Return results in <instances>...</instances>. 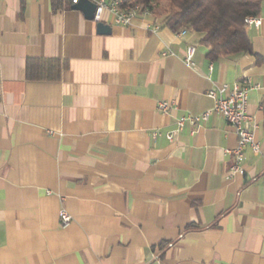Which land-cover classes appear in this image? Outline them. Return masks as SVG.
<instances>
[{"label":"crops","instance_id":"obj_1","mask_svg":"<svg viewBox=\"0 0 264 264\" xmlns=\"http://www.w3.org/2000/svg\"><path fill=\"white\" fill-rule=\"evenodd\" d=\"M72 5L0 0V264H264V0L247 27L258 56L218 60L152 15L105 12L100 34ZM32 58L61 60V78H27ZM246 78L260 151L245 147L244 173L221 115L168 138L214 105L210 88Z\"/></svg>","mask_w":264,"mask_h":264},{"label":"trees","instance_id":"obj_2","mask_svg":"<svg viewBox=\"0 0 264 264\" xmlns=\"http://www.w3.org/2000/svg\"><path fill=\"white\" fill-rule=\"evenodd\" d=\"M137 5L175 32L184 29L200 36V43L211 47L208 55L214 60L242 54L258 56L248 35L246 19L258 16L262 0H122L120 3L126 9ZM64 65L59 59L32 58L27 62L26 75L29 79L59 80Z\"/></svg>","mask_w":264,"mask_h":264},{"label":"built area","instance_id":"obj_3","mask_svg":"<svg viewBox=\"0 0 264 264\" xmlns=\"http://www.w3.org/2000/svg\"><path fill=\"white\" fill-rule=\"evenodd\" d=\"M72 4L78 3L80 0H70ZM96 4L95 20L101 21L102 15L109 12L113 21L120 25H132L133 22L142 15H150L147 10L140 6L130 8L128 12L115 11V4L122 3L114 0H91ZM246 22H251L256 26L261 25V18L258 16L247 17ZM158 28V27H157ZM180 35L185 34L186 30L178 31ZM195 47L190 45L187 48L185 61L187 64L195 66L193 59ZM260 84H253L249 78L234 85L227 83L215 85L207 91V95L214 100V105L198 114H185L177 119L176 128L173 132L168 133V138L173 140L174 133L182 130L187 123L193 126H199L206 123L213 114H218L224 117L234 128L238 136V144L232 150L235 155V163L231 168V173H244L245 162V147L251 145L255 152L260 151V147L255 140L253 118L249 113V93L252 89H260ZM174 100H164L159 102L158 109L161 112L167 113L174 106ZM72 221L71 214L65 209L60 211L61 225L67 226Z\"/></svg>","mask_w":264,"mask_h":264},{"label":"water","instance_id":"obj_4","mask_svg":"<svg viewBox=\"0 0 264 264\" xmlns=\"http://www.w3.org/2000/svg\"><path fill=\"white\" fill-rule=\"evenodd\" d=\"M72 8L82 11L86 19L95 20L96 4L91 0H80L78 3L73 4ZM97 31L100 34H110L112 32V26L102 21H98Z\"/></svg>","mask_w":264,"mask_h":264},{"label":"bare ground","instance_id":"obj_5","mask_svg":"<svg viewBox=\"0 0 264 264\" xmlns=\"http://www.w3.org/2000/svg\"><path fill=\"white\" fill-rule=\"evenodd\" d=\"M114 1H121V0H114ZM115 11H118V12H128V11H130V9L129 8H121L120 7V3H118V4H115ZM247 24L248 25H251V22H247Z\"/></svg>","mask_w":264,"mask_h":264}]
</instances>
